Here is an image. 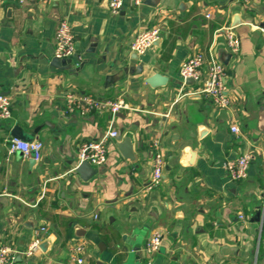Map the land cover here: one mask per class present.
<instances>
[{"label":"crops","instance_id":"obj_1","mask_svg":"<svg viewBox=\"0 0 264 264\" xmlns=\"http://www.w3.org/2000/svg\"><path fill=\"white\" fill-rule=\"evenodd\" d=\"M146 2L125 0L113 15L105 0L0 1V95L12 102L11 118L0 120V246L12 248L14 264H77L75 243L85 264H134L138 250L143 264H264V0ZM63 19L76 44L81 38L72 66L80 69L72 72L51 65ZM234 23L237 55L220 31ZM150 28L160 29V41L133 53L134 36ZM209 49L227 70L228 109L181 97L197 85L185 86L180 66ZM153 73L166 85L151 88L145 80ZM68 92L124 100L130 110L112 128L130 142L132 160L115 139L96 175L81 179L78 147L100 138L112 116L65 115ZM15 128L43 143L39 161L8 154ZM155 139L165 168L149 190ZM242 154L251 156L248 176L232 181L225 165ZM156 233L161 248L145 252ZM36 239L39 249L27 255Z\"/></svg>","mask_w":264,"mask_h":264},{"label":"built area","instance_id":"obj_2","mask_svg":"<svg viewBox=\"0 0 264 264\" xmlns=\"http://www.w3.org/2000/svg\"><path fill=\"white\" fill-rule=\"evenodd\" d=\"M9 2L13 0H0ZM108 8L113 15H118L124 6L125 0H107ZM135 7H140L146 0H131ZM238 4H247L250 0H233ZM24 3V0H19ZM226 41V47L232 55L240 52L241 42L236 34L234 26H228L220 30ZM161 31L158 28H150L148 30L137 33L131 43V51L137 55H145L152 49L155 43L160 39ZM55 57L59 59L70 58L76 53V38L72 31L71 24L67 19L60 21L55 35ZM179 75L187 86V81L192 79L197 85L195 88L183 93L184 96H204L219 109H228L230 107V97L227 94L226 76L227 70L221 60L209 49L208 57L202 52H196L182 63L179 69ZM64 114H72L77 109L85 114L93 110L107 111L111 114V125L109 129L97 140L83 142L77 150L79 164L87 162L95 167L103 166L107 161V150L109 144L119 137V132L112 128L114 117L122 110L130 108L122 98L109 101H99L92 96L78 95L68 92L64 95ZM11 99L8 96L0 95V120H9L11 118ZM231 131L238 135L240 129L233 126ZM150 147L153 151L152 173L147 188L149 190L159 187L163 181L165 168V155L159 139L151 142ZM8 154H21L24 158H32L39 161L42 157L43 143L38 140H23L11 138L8 142ZM251 156L242 154L235 160L226 163L225 168L229 178L232 181H241L247 178ZM44 230V229H42ZM163 243L161 234L156 233L150 237L145 244V252H157ZM40 241L36 239L30 246L27 255H32L34 251L39 249ZM73 260L77 264H85L83 254L85 253L82 245L73 244L71 247ZM14 251L9 246H0V264H14Z\"/></svg>","mask_w":264,"mask_h":264},{"label":"water","instance_id":"obj_3","mask_svg":"<svg viewBox=\"0 0 264 264\" xmlns=\"http://www.w3.org/2000/svg\"><path fill=\"white\" fill-rule=\"evenodd\" d=\"M105 2L108 4V1L105 0ZM147 4H150V0H147L146 2ZM237 25V23H234V27ZM80 41L81 38H78V43L76 44V53L74 56L70 57V58H66V59H59L57 57H54L52 59L51 65L54 68L63 70V71H75V70H79L80 67H72L73 63H74V59L78 58L80 55ZM91 43H90V47L88 49V53H94L95 52V46L97 44V41L95 39H90ZM160 41V39L158 40ZM145 82L151 87V88H158V87H163L166 85L167 83V79L164 78L162 75H160L159 73H153L150 77H148ZM188 85H193L194 81L192 79L187 81ZM12 137L18 138V139H25V135L22 133V131H20V129L15 128L12 132ZM116 145L119 148V150L121 151V153L123 154V156L126 159H133L131 151H130V142L128 141V139H123L121 137H119V139L117 138L116 140ZM76 173L81 177V179L83 181H89L90 179H92L95 175H96V171L93 168V166L87 162H83L81 164H79L76 167ZM82 235L81 233L78 234ZM43 246H41L42 248ZM136 255L134 256V264H143L142 262V257L141 254L139 253V250L136 251ZM127 264V263H126Z\"/></svg>","mask_w":264,"mask_h":264}]
</instances>
